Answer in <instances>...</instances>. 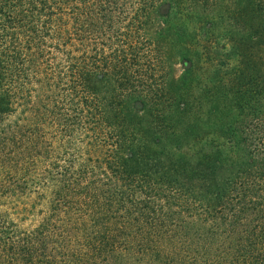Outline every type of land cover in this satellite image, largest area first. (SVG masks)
<instances>
[{
  "label": "trees",
  "instance_id": "16d2710c",
  "mask_svg": "<svg viewBox=\"0 0 264 264\" xmlns=\"http://www.w3.org/2000/svg\"><path fill=\"white\" fill-rule=\"evenodd\" d=\"M0 264H264V0H0Z\"/></svg>",
  "mask_w": 264,
  "mask_h": 264
},
{
  "label": "rangeland",
  "instance_id": "374dc122",
  "mask_svg": "<svg viewBox=\"0 0 264 264\" xmlns=\"http://www.w3.org/2000/svg\"><path fill=\"white\" fill-rule=\"evenodd\" d=\"M238 0H224L225 5H228V7H233L234 4L237 2ZM248 13L246 12V14L243 16V18L248 22L249 18H248ZM258 23H262V20H259ZM216 40H217V44L219 41L220 44L217 46V49H220L222 43H225V39H224V32L222 30V28L220 27L217 31H216ZM216 44V45H217ZM222 51L220 50L219 53H221ZM222 54V53H221ZM180 70V68H179Z\"/></svg>",
  "mask_w": 264,
  "mask_h": 264
}]
</instances>
